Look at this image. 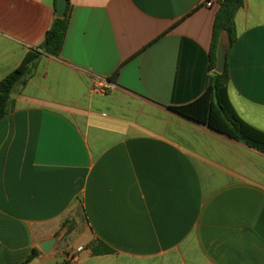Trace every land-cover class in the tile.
I'll use <instances>...</instances> for the list:
<instances>
[{
  "label": "crops",
  "instance_id": "1",
  "mask_svg": "<svg viewBox=\"0 0 264 264\" xmlns=\"http://www.w3.org/2000/svg\"><path fill=\"white\" fill-rule=\"evenodd\" d=\"M203 2L69 0L59 57L40 54L0 121V264L80 247L77 264H264V153L171 109L209 84L218 6ZM55 12L0 0V81ZM234 31L227 98L264 133V0H243Z\"/></svg>",
  "mask_w": 264,
  "mask_h": 264
},
{
  "label": "trees",
  "instance_id": "2",
  "mask_svg": "<svg viewBox=\"0 0 264 264\" xmlns=\"http://www.w3.org/2000/svg\"><path fill=\"white\" fill-rule=\"evenodd\" d=\"M62 19L53 18L51 26L44 34V39L39 46L40 52H29L25 55L20 65L0 81V121L8 114L11 95L14 90L27 82L32 76L40 54L58 58L64 43L68 20L70 16L69 0ZM243 0H223L218 5L212 29V41L209 52V69L211 75L209 84L202 95L195 101L171 108L175 113L194 122L207 126L209 129L223 134L230 139L239 141L246 146L264 153V133L257 131L243 123L234 113L228 98L227 84L229 81L227 67L222 74H216L215 51L221 32L228 35L229 45L227 53L235 40L234 16L242 7ZM56 10V0H55ZM117 74L115 73L114 76ZM107 252V251H106ZM39 252L34 249L20 264L33 261Z\"/></svg>",
  "mask_w": 264,
  "mask_h": 264
},
{
  "label": "water",
  "instance_id": "3",
  "mask_svg": "<svg viewBox=\"0 0 264 264\" xmlns=\"http://www.w3.org/2000/svg\"><path fill=\"white\" fill-rule=\"evenodd\" d=\"M67 6L66 0H57L55 17L57 19H62L65 13V9ZM229 45L228 35L226 32H221L217 46L215 51V68L214 71L216 74H222L225 70L226 60H227V48ZM65 229H63L59 234L54 236L53 238L46 240L38 245V249L44 255H48L59 241V239L64 234Z\"/></svg>",
  "mask_w": 264,
  "mask_h": 264
},
{
  "label": "built area",
  "instance_id": "4",
  "mask_svg": "<svg viewBox=\"0 0 264 264\" xmlns=\"http://www.w3.org/2000/svg\"><path fill=\"white\" fill-rule=\"evenodd\" d=\"M223 0H204L203 5L206 8H213L218 6ZM93 85L99 89L100 91L104 92L108 86L106 84V81L102 78H96L94 77L92 79ZM83 250V248L76 249L73 253L69 255V264H77L78 263V254Z\"/></svg>",
  "mask_w": 264,
  "mask_h": 264
},
{
  "label": "rangeland",
  "instance_id": "5",
  "mask_svg": "<svg viewBox=\"0 0 264 264\" xmlns=\"http://www.w3.org/2000/svg\"><path fill=\"white\" fill-rule=\"evenodd\" d=\"M76 244H77L76 238H72L69 242H67L68 249H70L71 247H75Z\"/></svg>",
  "mask_w": 264,
  "mask_h": 264
}]
</instances>
